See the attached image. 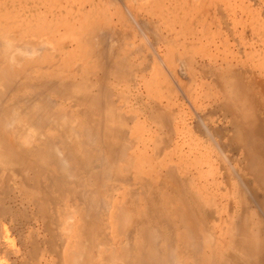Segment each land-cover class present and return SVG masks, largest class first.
<instances>
[{
    "label": "rangeland",
    "instance_id": "1",
    "mask_svg": "<svg viewBox=\"0 0 264 264\" xmlns=\"http://www.w3.org/2000/svg\"><path fill=\"white\" fill-rule=\"evenodd\" d=\"M78 1L0 0V261L264 264V0Z\"/></svg>",
    "mask_w": 264,
    "mask_h": 264
},
{
    "label": "bare ground",
    "instance_id": "2",
    "mask_svg": "<svg viewBox=\"0 0 264 264\" xmlns=\"http://www.w3.org/2000/svg\"><path fill=\"white\" fill-rule=\"evenodd\" d=\"M70 1H74V0H70ZM105 1H106V0H105ZM128 1H130V0H128ZM134 2H135V1H134ZM134 2H133V3H134ZM146 2H147V1H146ZM77 3H78V8H77V10H78L79 12H80V11L82 12V10L85 9V6H87V5L90 6L89 13L93 11V8H94V7L98 8V7H100V6H104L105 3H106V5L108 6L107 2H101V1H100V2L94 3L93 0H79ZM116 3H117V2H116ZM117 4H118V3H117ZM109 6H110V5H109ZM92 7H93V8H92ZM72 8H73V7H72ZM74 8H75V7H74ZM86 8H87V7H86ZM140 9H141V8H140ZM78 11H77V13H78ZM82 15H83V14H82ZM118 15H119V11H116V12L114 13V16L112 15V17H118ZM109 17H110V16H109ZM109 20H111V19H109ZM145 24H146V23H145ZM145 24H144V25H145ZM145 26H146V25H145ZM83 28H84V31H85L84 36H88V37H89V36H96L97 33L99 32V25H97V24L90 25V26L87 27V28H86V26L84 25ZM154 30H155V29H154ZM109 31H110V30H109ZM103 36H104V35H103ZM38 39H39V38H38ZM87 39H90V37L87 38ZM5 41H6V40H5ZM5 41H3V42H5ZM81 41H82V40H81ZM6 42H7V41H6ZM10 42H11V41H10ZM105 43H106V42H105ZM6 44H8V42H7ZM63 44H64V43H63ZM65 45H66V44H64V46H65ZM84 45H85V44H84ZM2 46H4V50H5V48H6L5 45H2ZM64 46H62V47H64ZM75 46L77 47V44H75ZM7 47H9V45H8ZM22 47H24V46H22ZM15 48H16V47H15ZM15 48H13V50H14V51H12L13 54H14V52H15L16 54H18V55H19L20 53H21V54H24V53H25V52L23 53V51H21V50L15 49ZM17 48H18V47H17ZM25 48H26V47H25ZM25 48H24V49H25ZM6 49H8V48H6ZM9 49H10V48H9ZM20 49H21V48H20ZM26 49H27V48H26ZM26 49H25V50H26ZM92 49H93V48H92ZM4 50L1 51V52H4ZM30 50L32 51L33 49H30ZM34 50H36V49H34ZM31 51H30V52H31ZM8 52H9V51H8ZM37 52H38V51H37ZM6 53H7V52H6ZM27 53H29V52L26 51L25 55H26ZM34 53H35V52H34ZM34 53H33V54H34ZM11 54H12V53H11ZM11 54H10V55H11ZM21 54H20V55H21ZM5 55H6V54H5ZM8 55H9V54H8ZM14 56H15V55H14ZM29 56H30V55H29ZM12 57H13V56H12ZM12 57L10 56V58H12ZM8 58H9V57H8ZM10 58H9V59H10ZM16 58H17V57H16ZM20 58H21V57H20ZM119 58H120V57H119ZM9 59H8V60H9ZM4 60H5V59H4ZM10 60H11V59H10ZM5 61H6V60H5ZM117 61H119V60H117ZM8 62H9V61H8ZM172 62H173V61H172ZM2 63H3V61H2ZM12 63H13V60H12ZM12 63H9V64H12ZM16 64H17V63H16ZM16 66H17V65H16ZM13 67H14V66H13ZM43 67H46V66H43ZM9 68H10V67H9ZM41 68H42V67H41ZM10 69H11V68H10ZM8 70H9V69H8ZM2 74H3V70H2ZM6 74H7V73H6ZM9 75H10V73H9ZM9 75H8V76H9ZM12 75H13V74H12ZM15 75H16V74H15ZM10 77H11V75H10ZM6 80H7V78H6ZM56 80H57V79H56ZM14 81H15V80H14ZM14 81H13V82H14ZM15 82H16V81H15ZM29 83H30V82H29ZM15 85H16V84H15ZM15 85H14V86H15ZM19 85H20V84H19ZM30 85H32V84H30ZM86 97H87V96H86ZM89 97H90V96H89ZM72 98H73V97H72ZM91 98H92V97H91ZM85 99H86V98H85ZM86 100H87V99H86ZM81 101H82V100H81ZM79 102H80V101H79ZM33 108H35V109L38 108V105H34ZM221 108H222V107H221ZM222 111H223V110H222ZM161 112H163V111L161 110ZM165 112H166V111H165ZM11 113H12V112H11ZM166 113H167V112H166ZM12 114H13V113H12ZM63 115H64V114H63ZM63 115H62V116H63ZM163 115L166 116L167 114L165 115V113H164ZM12 116H13V115H12ZM12 116H11V117H12ZM18 116H19V115H18ZM20 116H21V115H20ZM235 117H236V116H235ZM15 118H16V116H15ZM20 118H21V117H20ZM116 118H117V117H116ZM59 119H60V117H59ZM59 119H58V121H59ZM62 119H63V118H62ZM20 120H21V119H20ZM64 120H65V119H64ZM62 121H63V120H62ZM75 121H76V120H75ZM75 121H74V122H75ZM9 122H10V121H9ZM12 122H13V121H11L10 123H12ZM63 122H64V121H63ZM74 122H73V123H74ZM6 123H7V122H6ZM21 123H22V122H21ZM71 123H72V121H71ZM12 124H13V123H12ZM12 124H11V125L5 124V125H7V126H12ZM23 124H24V122H23ZM23 124H22V125H23ZM63 124H64V123H63ZM67 124H68V123H67ZM233 124H235V123H233ZM18 125H19V123H18ZM68 125H69V124H68ZM70 125H71V124H70ZM72 126H73V125H72ZM235 126H236V127H235ZM235 126H234V128H233V131H234L233 133H234V134H232V138H233V135H236L235 138H234L236 143H240V142L242 141V142H244V143L247 144L248 141L245 142V141H246L245 139H248L246 136L252 138L250 141H251V142H254V141H252L253 138L259 136V133L257 132L256 128H250V129H247V131H246V130H243L242 128H239V126H237L236 124H235ZM4 127H5V126H4ZM22 127H23V126H22ZM22 127H21V129H22ZM70 127H71V126L66 127V128L68 129V128H70ZM257 128H259V127H257ZM8 129H9V127H7V129H6V133H7V130H8ZM27 129L29 130V128H27ZM4 130H5V129H4ZM9 130H10V129H9ZM30 130H31V129H30ZM70 131H71V129L69 130V132H70ZM260 131H261V129H260ZM69 132L67 131V134H68ZM85 132H86V131H85ZM87 132H89V131H87ZM87 132H86V133H87ZM215 132H217V131H215ZM8 133H10V132L8 131ZM26 133H28V132H26ZM26 133H25V134H26ZM86 133H85V134H86ZM89 133H90V132H89ZM89 133H88V135H89ZM219 133H220V132H219ZM65 134H66V133H65ZM65 134H64V135H65ZM72 134L74 135V134H76V133H73V131H72ZM94 134H95V133H94ZM76 135H77V134H76ZM76 135H74V136H75V137H74L75 139H76ZM88 135H87V138H88ZM95 135H97V134H95ZM95 135H94V136H95ZM215 135H217V133H216ZM9 136H10V134H9ZM89 136H90V135H89ZM217 136H219V135H217ZM10 137H11V138H10ZM10 137H9L10 140L13 139L12 136H10ZM37 137H39V136H37ZM40 137H41V136H40ZM44 137H45V136H44ZM90 137H91V136H90ZM90 137H89V138H90ZM32 138H33V137H31V139H32ZM45 138H46V137H45ZM67 138H68V137H67ZM71 138H72V137H71ZM85 138H86V137H85ZM92 138H93V137H92ZM126 138H127V137H126ZM15 139H16V138H15ZM22 139H23V140H20L21 142H23L22 144H24L26 147H27V145H28V147H30V146H29V143H31L32 140L30 139L29 135H24V138L22 137ZM33 139H34V138H33ZM69 139H70V137H69ZM72 139H73V138H72ZM72 139H70V141H71ZM243 139H244V141H243ZM13 140H14V139H13ZM13 140H12V141H13ZM45 140H46V139H45ZM76 140H77V139H76ZM30 141H31V142H30ZM35 141H36V140H35ZM37 141H38V140H37ZM41 141H42V140H41ZM72 141H74L75 144H76V141H75L74 139H73ZM263 141H264V140H263ZM3 142H4V141H3ZM18 142H19V141H18ZM46 142H47V140H46ZM66 142H67V141H66ZM233 142H234V140H233ZM235 142H234V144H236ZM11 143H12V142H11ZM67 143H68V142H67ZM88 143H89V142H88ZM254 143H256V142H254ZM3 144H4V143H3ZM68 144H70V143H68ZM77 144H78V143H77ZM241 144H243V143H241ZM249 144L251 145L250 142H249ZM256 144H257V143H256ZM256 144H253L252 146L255 147V150L258 152V155L260 156V158H263V159H264V157H263L264 154H262V153H264V148H263V147H262V148H260V147H256ZM11 145H12V144H11ZM31 145H32V144H31ZM261 145H262V144H261ZM2 146H3V145H2ZM78 146H79V144H78ZM78 146H77V147H78ZM80 146H81V145H80ZM236 146H237V144H236ZM238 146H239V145H238ZM242 146L245 147L246 145H242ZM3 147H4V146H3ZM69 147H70V146H69ZM123 147H124V146H123ZM239 147H240V146H239ZM244 147H241V148H243V150L245 149V150L248 152V145H247V147H245V148H244ZM250 147H251V146H250ZM13 148H16L15 145H14ZM20 148H21V147H20ZM42 148H43V147H42ZM53 148H55V147H53ZM80 148H81V147H80ZM118 148H119V147H118ZM121 148H122V147H121ZM121 148H120V150H121ZM241 148H240V149H241ZM251 148H252V147H251ZM2 149H4V148H2ZM16 149H17V148H16ZM44 149H45V147H44ZM75 149H76V148H75ZM5 150H7V149H4V151H5ZM22 150H23V149H22ZM22 150H19V151H22ZM24 150H25V152H26V149H25V148H24ZM56 150H57V149H56ZM77 150H78V149H77ZM124 150H125V149H124ZM124 150H123V151H124ZM243 150H241V151H243ZM245 150H244L243 153L246 152ZM43 151H44V150H43ZM48 152H49V151H48ZM120 152H121V151H120ZM17 153H18V152H17ZM20 153H21V152H20ZM57 153H58V152H57ZM60 153H61V152H60ZM123 153H124V152H123ZM251 153H252V151H251ZM41 154L43 155V153H41ZM121 154H122V152H121ZM245 154H247V153H245ZM248 154H250V152H248ZM248 154H247V155H248ZM252 154L254 155V153H252ZM39 155H40V154H39ZM39 155H38V156H39ZM119 155H120V154H119ZM122 155H123V154H122ZM243 155H244V154H243ZM247 155H246V156H247ZM253 155H252V158L255 156L254 159H256V156H258L257 154L254 155V156H253ZM4 156H5V155H4ZM14 156H15V155H14ZM38 156H37V158L35 159L36 156H35V154H34V158H33V160H34V159H35V160H38ZM125 156H126V154H125ZM246 156H245V158H247ZM250 156H251V154H250ZM18 157H19V155H18ZM24 157H26V156H24ZM32 157H33V156H32ZM40 157H41V156H40ZM82 157H83V156H82ZM12 158H13V156H12ZM26 158H27V157H26ZM30 158H31V157H30ZM114 158H115V157H114ZM120 158H122V157H120ZM120 158H119V159H120ZM248 158H249V157H248ZM248 158L246 159V161L248 160V161H247V162H249L248 165H250V161H252L251 163H253V160H254V159H252V158L250 157L251 160L249 161L250 158H249V159H248ZM103 159H104V158H103ZM111 159H112V158H111ZM122 159H123V158H122ZM122 159H121V160H122ZM11 160H12V159H11ZM60 160L62 161L61 158H60ZM63 160H64V159H63ZM14 161H15V160H14ZM117 161H118V160H117ZM117 161H116V162H117ZM123 161H124V160H123ZM123 161H122V162H123ZM254 161H255V160H254ZM9 162H10V160H9ZM111 162H112V161H111ZM124 162H125V161H124ZM126 162H127V161H126ZM10 163H11V162H10ZM10 163H9V164H10ZM62 163H64V162H62ZM62 163H61V165H62ZM109 163H110V162H108V164H109ZM112 163H113V162H112ZM119 163H120V161H119ZM14 164H15V163H14ZM19 164H20V162H19ZM110 164H111V163H110ZM126 164H128V163H126ZM11 165H12V163H11ZM35 165H36V164H35ZM64 165H65V164H64ZM64 165H63V166H64ZM66 166H67V165H66ZM86 166H88V165H86ZM113 166H114V165H113ZM128 166H129V165H128ZM254 166H255V165H254ZM254 166H253V167H254ZM104 167H105V166H104ZM117 167H118V165H117ZM61 168L63 169V167H61ZM109 168H110V167H109ZM125 168H126V166H125ZM125 168H124V169H125ZM249 168H250V167H249ZM251 168H252V167H251ZM251 168H250V169H251ZM65 169H67V168H65ZM65 169H64V170H65ZM82 169H83V168H82ZM122 169H123V167H122ZM126 169H127V168H126ZM108 170H109V169H108ZM197 170H198V169H197ZM199 170H200V169H199ZM114 171H115V169H114ZM118 171H119V169L117 170V172H118ZM254 171H255V170H252V169L250 170V172H252V175H254V174H253ZM125 172H126V171H125ZM105 173H106V172H105ZM255 173H256V171H255ZM118 174H119V173H118ZM120 175H121V172H120ZM68 176H69V175H68ZM105 176H106V175H105ZM105 176H103V177H105ZM127 176H128V175H127ZM254 177H255V176H254ZM105 179H107V178L105 177ZM96 191H97V190H96ZM79 194H81V193H79ZM101 194H102V193H101ZM85 195H86V194H85ZM177 200H178V199H177ZM179 200H180V199H179ZM87 202H88V201H87ZM104 203H105V202H104ZM182 204H183V203H182ZM92 205H94V204H92ZM109 205H110V204H109ZM183 205H184V204H183ZM106 206H107V205H106ZM106 206H105V207H106ZM184 207H185V206H184ZM77 210H78V209H77ZM127 211H128V210H127ZM185 211H187V210H185ZM95 212H96V211H95ZM206 212H207V210H206ZM210 212H211V211H210ZM71 213H72V214H73V213L76 214V212H73V211H72ZM76 215H77V214H76ZM117 215H119V214H117ZM123 215H125V214H123ZM126 215H127V216H126ZM126 215H125L124 218H123V223H124V219H126V218H127V219L130 218L129 214H126ZM184 215H185V213H184ZM181 216H182V215H181ZM187 216H188V215H187ZM189 216H191V215H189ZM70 217H71V216L69 215V218H70ZM120 217H122V216H120ZM120 217L118 216V218H120ZM183 217H185V216H183ZM67 218H68V216H67ZM73 218H74V217H73ZM190 218H191V217H190ZM127 219H126V220H127ZM184 219H187V218H184ZM184 219H183V220H184ZM191 219H192V218H191ZM71 220H72V219H71ZM118 220H119V219H118ZM120 220H122V219H120ZM120 220H119V221H120ZM62 222H63V221H62ZM68 222H69V221H68ZM190 222H191V220H190ZM192 222H193V221H192ZM65 223H66V221L64 222V224H65ZM125 223H127V221H125ZM183 223H184L183 225H185V228L188 229L187 227L190 226V223L187 224V225H189V226H187V227H186V224H185L184 221H183ZM187 223H188V222H187ZM73 224H74V223H73ZM75 224H76V223H75ZM75 224H74V225H75ZM129 224H130V223H129ZM129 224H128V226H129ZM191 225H192V224H191ZM193 225H194V224H193ZM68 226H70V225H68ZM125 226H127V224H125ZM125 226H124V227H125ZM197 226H198V225H197ZM183 227H184V226H183ZM198 227H199V226H198ZM70 228H71V226H70ZM70 228H69V229H70ZM192 228L194 229L195 226H192ZM204 228H205V227H204ZM71 229H72V228H71ZM198 229H199V228H198ZM188 231L190 232V231H192V230H191V229H190V230L188 229ZM188 231H187V232H188ZM193 231H196V230H193ZM126 233H127V232H126ZM192 233H194V232H192ZM205 233H207V232H205ZM189 234H190V233H189ZM195 234H197V232L194 233V235H195ZM191 235H192V234H191ZM191 235H190V236H191ZM194 235H193V236H194ZM198 235H199V234H198ZM207 235H208V234H207ZM195 236H197V235H195ZM199 237H200V236H199ZM206 239H207V238H206ZM209 239H210V237H209ZM79 240H80V239H79ZM211 240H212V239H211ZM148 241H149V240H148ZM151 241H152V238H151ZM196 242H197V241H196ZM196 242H195V243H196ZM119 243H120V242H119ZM192 243H193V242H192ZM210 243H211V242H210ZM114 244H115V243H114ZM152 244H154V240H153ZM71 245H72V244H71ZM151 246H152V245H151ZM233 246H235V245H233ZM81 248H82V247H81ZM121 248H122V246H121ZM124 248H125V247H124ZM70 249H71V248H70ZM119 249H120V248H119ZM173 249H174V248H173ZM199 249H200V248H199ZM82 250H84V249H82ZM113 250H114V249H113ZM116 250H117V249H116ZM258 250H259V249H258ZM105 251H107V250H105ZM121 251H122V249H121ZM82 252H83V251H82ZM122 252H123V251H122ZM122 252H121V253H122ZM77 253H79V252H77ZM104 253H105V252H104ZM155 253H156V252H155ZM81 254H82V253H81ZM100 254H101V253H100ZM117 254H118V253H117ZM122 254H123V253H122ZM252 254H253V257H255V259H256V254H255L254 251L252 252ZM252 254H251V255H252ZM113 255H116V254H113ZM155 255H156V254H155ZM80 256H81V255H80ZM100 256H101V255H100ZM236 256H237V255H236ZM77 257H78V256H77ZM74 258H75V257H74ZM74 258H73V259H74ZM156 258H157V257H156ZM113 259H114V258H112L111 261H113ZM157 259H158V258H157ZM76 260H77V258H76ZM122 260H123V259H122ZM124 260H125V259H124ZM109 261H110V259H109ZM157 261H158V260H157ZM77 262H78V261H77ZM113 262H114L113 264H115V263L117 264L118 261L115 259V261H113ZM111 263H112V262H111ZM111 263H110V264H111ZM119 263H120V262H119ZM125 263H128V261L125 262ZM70 264H72V263H70ZM73 264H74V263H73ZM100 264H101V263H100ZM102 264H105V263L103 262ZM107 264H109V263H107ZM148 264H149V263H148ZM239 264H240V263H239ZM244 264H245V263H244Z\"/></svg>",
    "mask_w": 264,
    "mask_h": 264
},
{
    "label": "crops",
    "instance_id": "3",
    "mask_svg": "<svg viewBox=\"0 0 264 264\" xmlns=\"http://www.w3.org/2000/svg\"><path fill=\"white\" fill-rule=\"evenodd\" d=\"M12 177L7 176L6 182H2L0 176V250L9 249L13 245L14 237L13 224L17 222L16 203H13V185ZM5 185V186H4ZM16 210V212H15ZM15 230V228H14ZM0 264H8L0 261Z\"/></svg>",
    "mask_w": 264,
    "mask_h": 264
}]
</instances>
